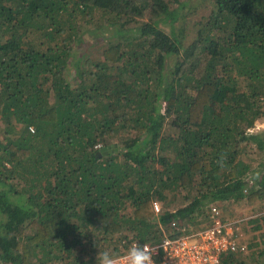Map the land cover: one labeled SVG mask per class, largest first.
I'll list each match as a JSON object with an SVG mask.
<instances>
[{
	"label": "trees",
	"instance_id": "1",
	"mask_svg": "<svg viewBox=\"0 0 264 264\" xmlns=\"http://www.w3.org/2000/svg\"><path fill=\"white\" fill-rule=\"evenodd\" d=\"M262 117L264 0H0V264L264 221Z\"/></svg>",
	"mask_w": 264,
	"mask_h": 264
},
{
	"label": "built area",
	"instance_id": "2",
	"mask_svg": "<svg viewBox=\"0 0 264 264\" xmlns=\"http://www.w3.org/2000/svg\"><path fill=\"white\" fill-rule=\"evenodd\" d=\"M153 209L155 213L160 212V202L154 201ZM209 217L203 227L183 228L175 235L164 233L157 241L141 244L155 250V264H225L227 255L244 251L246 246L237 241L235 220L225 218L218 204L210 205Z\"/></svg>",
	"mask_w": 264,
	"mask_h": 264
},
{
	"label": "rangeland",
	"instance_id": "3",
	"mask_svg": "<svg viewBox=\"0 0 264 264\" xmlns=\"http://www.w3.org/2000/svg\"><path fill=\"white\" fill-rule=\"evenodd\" d=\"M207 11L208 10L206 8L200 9L198 7L197 12L194 15H192L191 17L192 19L189 18V20L191 21L195 20L199 18V15ZM101 44L102 42L98 43L99 49L102 48L100 46ZM256 122H259V124L264 125V118L263 117L258 118ZM164 131L172 132V129L170 127L167 128L166 126V128H164ZM251 156L255 157V159L259 158L262 161L264 159V155H262V157L260 156L261 157L260 158L258 154L256 153L251 154ZM219 203L223 204L221 208L223 209L224 215L225 213L229 215H233L230 220H235L234 225L238 226L234 229V230H238L237 235H235L237 237V241H239L242 244H245L246 246V249L244 251L235 253V258H237V260L240 261V263L239 261L237 263L238 264H264V221L261 218L259 219L257 218L256 221H254L253 219L248 220V218L250 217H253V218L259 217L261 212L252 213L250 216L249 208L251 207V205L247 204L245 200H238L233 203H228V202L223 203L220 201ZM160 205L162 209L163 208L174 209L176 206L173 203L162 204L161 202H160ZM225 208H226V212H225ZM197 220L198 222L190 224V226H187V228H195L197 226L207 224L205 221H199V219ZM256 224H259L260 226L253 228Z\"/></svg>",
	"mask_w": 264,
	"mask_h": 264
},
{
	"label": "clouds",
	"instance_id": "4",
	"mask_svg": "<svg viewBox=\"0 0 264 264\" xmlns=\"http://www.w3.org/2000/svg\"><path fill=\"white\" fill-rule=\"evenodd\" d=\"M261 131H264V125L256 122L247 130V134L254 135ZM255 175L258 177L259 173ZM154 254L155 250L148 245L135 242L123 255H118L109 250L99 253V264H155Z\"/></svg>",
	"mask_w": 264,
	"mask_h": 264
},
{
	"label": "water",
	"instance_id": "5",
	"mask_svg": "<svg viewBox=\"0 0 264 264\" xmlns=\"http://www.w3.org/2000/svg\"><path fill=\"white\" fill-rule=\"evenodd\" d=\"M101 150L103 151V153H105V152L107 151V149L104 148V147H103ZM98 154H99V153H98Z\"/></svg>",
	"mask_w": 264,
	"mask_h": 264
}]
</instances>
